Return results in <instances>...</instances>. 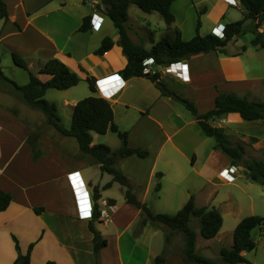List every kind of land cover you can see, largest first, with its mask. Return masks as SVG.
I'll return each mask as SVG.
<instances>
[{
  "label": "crops",
  "instance_id": "1",
  "mask_svg": "<svg viewBox=\"0 0 264 264\" xmlns=\"http://www.w3.org/2000/svg\"><path fill=\"white\" fill-rule=\"evenodd\" d=\"M86 1L3 0L8 17L6 20H0V49L4 51H0V63L1 57L11 56L12 52L17 53L26 61L29 70L35 67L38 79L41 80L42 77L41 81L45 82L51 75L41 71L40 67L52 59H57L78 75L80 78L78 84L85 83L87 77H93L96 92L94 94L90 92L88 95L105 99L112 98L126 88H132L136 82H143L149 88L153 87L146 78L132 77L122 78L123 87L115 90L116 79L111 76L115 74L121 76L119 72L127 61L117 44V31L111 35L113 31L108 29V24L112 25V23L104 14L103 6L98 0H91L90 7ZM226 2L227 0H213L208 4L200 0L196 4H191L194 8L197 6L203 9L202 15L207 18L212 28L219 17L224 20L229 7V5L226 7ZM238 5L243 11L239 1L236 0V6ZM95 7H99L102 11L98 8V11L91 12V8L95 9ZM86 16L100 21L99 30H92L90 27L87 31H78L82 19ZM221 20L218 23L223 25L230 23ZM193 27L194 23L189 18H178L177 15L171 24V28H179L183 40L193 37ZM258 32L264 34V22L260 24ZM104 37L111 38L114 44L105 54L95 55L93 52ZM238 37L233 38L226 45L224 55L209 52L182 60L187 65L189 83H183L176 73H159L160 80L167 85V76L173 77L178 83L169 87L174 93L172 95L178 97L183 94V97L190 100L195 107L198 106L196 93L206 87L205 89L211 94V104L200 113H205L214 107V99L218 92L235 93L237 96L251 92L250 87L253 85L258 87L264 80L262 75L264 67L255 68L248 62V58L253 52L264 49L250 45L253 35L245 44L229 49L232 43L237 42ZM153 41L157 40L153 39ZM242 47L245 49L243 50ZM202 59L208 62L204 60V65L197 67L196 64L202 62ZM145 61L152 62L151 59ZM225 61L230 62L224 65ZM257 69L260 76L254 75ZM199 77L204 79L203 83L200 82ZM96 81L99 83L97 84ZM72 88L62 90L60 102L56 104L53 102L58 106H56L57 111L58 108L66 107H70L73 111L79 98L72 96L73 93L70 91ZM154 92V100L167 104L168 109H175L176 102L181 103L178 99L172 98V95L162 96L157 89ZM111 101L117 102V100ZM157 113V108L152 107L149 111L142 112L144 119L154 122L163 140L159 142V136L151 137L149 144L156 146L152 148L144 146L148 149L149 155L146 158L135 157L138 161L134 162L140 164L152 159L150 173H153L155 162L161 158L165 166L170 168L168 172L173 176L172 183L176 184L181 181L182 173L189 170L184 168V164L189 162L190 166L194 167L199 161V153L195 149L188 153L183 152L173 139L188 124L197 125V123L190 115L192 119L190 118L189 123L173 128L170 126L171 129L167 130L170 127H165ZM170 116L166 115L167 119H171ZM229 118L225 116L210 123L224 130L227 128L226 124L240 125L247 122L240 118L241 123H234L230 122ZM250 122H260L264 125V120ZM28 134L29 130L21 119L0 107V190L9 193L12 197L8 208L0 211V264H13L17 256L25 254L30 246V264L48 262L95 264L96 259L99 264H154V258L160 254L164 246L163 231L149 224L139 225L141 211L125 201V188L115 182H112L110 187H106L105 185L112 181V177L102 173L99 165L91 159L79 155V151H68L69 147L66 143L69 137H60V144H56L48 136L42 135L38 143L43 155L33 160L31 148L26 142ZM94 134L91 133L92 144H94ZM204 138L207 136L204 135ZM211 139L213 142L210 144L205 163L208 162L210 167H215L214 176H217L220 172L229 170L230 161L225 154L214 148L215 141ZM130 146L136 145L130 144ZM220 156L224 158L223 161L220 163L216 161L215 164V160ZM127 158L119 161V168L123 167L122 164ZM75 172L80 187L86 193L85 199H88L92 207V212L94 205L98 206L100 212L98 220L92 219V212L90 216L80 215L81 210L69 178V175ZM162 176L161 173L160 177ZM127 178L134 186L137 199L144 202L145 197L140 196L138 192L140 189L138 180L135 177L127 176ZM116 185L118 187H115ZM95 188L100 195L97 201L93 198ZM146 191L147 189H144L143 194H146ZM188 198L184 197L178 207L181 208ZM112 205H116L115 208L112 209ZM35 208H43V210L36 213ZM90 222L99 231L101 238L106 240V245L98 251L97 256L93 253L92 234L88 228ZM164 264L186 263L178 254H174L169 256Z\"/></svg>",
  "mask_w": 264,
  "mask_h": 264
},
{
  "label": "trees",
  "instance_id": "2",
  "mask_svg": "<svg viewBox=\"0 0 264 264\" xmlns=\"http://www.w3.org/2000/svg\"><path fill=\"white\" fill-rule=\"evenodd\" d=\"M103 6L104 14L111 21L118 34L117 44L121 48L126 58L125 67L119 72L123 79L132 77H143L154 83L160 94L169 97L174 94L167 85L160 80L159 74L144 75L142 70L143 63L151 59L156 65L167 66L178 63L184 59L198 54L209 52L225 53L226 45L235 37L243 34V24L245 20L254 23L250 33L253 35L250 45L257 49H264V34L258 32V28L264 22V0H238L243 8L244 14L241 20L227 23L220 34H199L201 27L200 17L196 23L195 35L189 40H183L178 29H174L172 36H163L157 41L151 40L149 49L134 44L128 36L125 24L128 21V7L132 4L144 13H158L164 23L170 26L174 22V16L170 12V5L175 0H98ZM202 14V11L199 12ZM8 17L6 4L0 0V20ZM90 16L82 19L79 32L89 30ZM114 42L109 37L101 40L99 47L94 50L95 55H103L108 52ZM244 50L245 48L242 47ZM11 59L15 66L27 71L28 83L18 85L14 81L6 78L0 69V79L8 83L14 94L18 95L29 107L41 112L47 125L54 128L61 136L76 140L82 157H89L94 163L98 164L102 173L111 175L112 181L105 186L110 187L115 182L125 188V201L141 211L140 226L146 224L157 227L163 231L164 246L159 255L154 258V264H164L171 255L178 254L186 264H217L214 260L202 256L195 251L196 233L190 226L191 219L198 220L200 236L209 240L214 238L222 227L223 219L221 214L214 207H197L194 197L189 196L185 204L173 215L153 212L144 202L137 199L134 186L127 176L121 171L118 163L121 159L135 156L146 158L149 152L142 148H132L127 144L128 132H121L113 121V110L110 102L105 98L90 95L77 101L73 107L71 124L68 129L61 125V120L57 114L54 103L44 99L47 89L67 90L76 86L80 78L71 71L64 63L57 59H52L40 67L41 71L51 75L50 79L42 82L35 76L27 66L26 61L17 53H11ZM89 91L94 94L95 79L87 77L85 79ZM178 100L194 118L202 133L211 137L215 141L214 148L225 154L231 164L242 162L245 170V177L251 182L264 185V162L259 159H244L245 150L241 143H232L223 129L213 126L210 121H215L229 113L230 118H238L243 121L264 120V104L260 101L248 100L245 96H237L232 93L218 92L214 99V107L205 113H198L195 105L188 99L178 96ZM15 114L13 111H11ZM16 115V114H15ZM108 131L116 134L121 142L119 148L111 150L102 144H92L91 133L104 135ZM39 136L29 134L26 142L32 151V159L37 160L43 152L38 146ZM161 173H157L160 176ZM159 184L155 189L158 190ZM93 198L97 201L100 198L98 189H94ZM12 201L9 193L0 190V211L8 208ZM113 202V200H110ZM43 208H35L36 213H40ZM100 212L98 206L94 205L92 219L98 220ZM92 234L93 253L97 256L98 251L106 245V240L102 239L99 231L90 222L88 225ZM255 228L264 229V217L247 216L242 218L232 232V244L230 247H222L219 250L220 260L224 264H244L247 263L242 252H250L256 248V243L251 237V231ZM182 237V249L180 252L173 253L168 250L171 238L174 234ZM31 247V246H30ZM30 247L25 254H19L13 264H30ZM46 264H54L48 262ZM95 264H99L96 259Z\"/></svg>",
  "mask_w": 264,
  "mask_h": 264
},
{
  "label": "rangeland",
  "instance_id": "3",
  "mask_svg": "<svg viewBox=\"0 0 264 264\" xmlns=\"http://www.w3.org/2000/svg\"><path fill=\"white\" fill-rule=\"evenodd\" d=\"M87 1V4L91 7V0ZM198 1L200 0H175L170 5V12L174 17L177 15L178 18H189V20L194 23V33L192 36L195 35L196 23L199 17L201 21V27L199 28L200 35L209 33L220 34V32L215 29V26L212 28L210 27L208 20H206L207 18L202 15L203 13H200L199 16V12L203 11V9L201 10L197 6L194 8L192 5L196 4ZM202 1L210 4L213 0ZM231 1L234 4L228 7L225 18L221 20V22L228 21L232 23L243 18L244 11L241 10L239 5L236 6V0ZM98 8L99 7H95V9L91 8V12L98 11ZM99 10L102 11L100 8ZM213 13L214 12H212L211 15H213ZM253 26V22L245 20L243 24V34L238 37L236 43L231 44L229 49L245 44L246 41L252 37L250 31ZM125 27L131 41L145 48L151 47V40H158L163 36H172L174 31L171 25L167 26L164 23L162 17L158 13H144L132 4L128 7V21ZM108 29L113 31H110L111 35L116 33V30L111 24H108ZM0 51L3 50L0 49ZM208 57L212 56L208 55ZM211 59L212 58H210V60ZM1 60L0 69L6 78L14 81L20 86L28 83L29 77L27 71L15 66L11 56L5 55L1 57ZM204 60L205 59H202V62L197 63L196 66L201 67L204 65ZM205 61L208 62V60ZM226 62L230 61H225L223 64L225 65ZM248 62L252 66H255V68H258V66L264 67V51L253 52L249 55ZM35 70V67H33L30 71L37 76ZM258 70L259 69L254 73L255 76H260ZM262 75H264V71ZM228 76L231 77L229 74ZM167 77L168 79L166 78L167 81H165L168 88L177 85L178 82H176L173 77ZM198 79H200V82H204L203 78L199 77ZM41 80H43L42 77ZM152 84L154 88L152 86H150V88L147 87L143 82H136L132 88H126L121 93L110 98L111 100H117V102L113 103L109 98L106 99L112 106L114 123L121 132H128L127 144L129 147L146 149L144 146H151L152 148V146L156 145L152 143L149 144L151 137L159 136V142L163 140L154 122L143 118L142 112L149 111L150 107L157 108V115L167 128L170 126L172 128L179 127L181 124H185L186 122L189 123L192 119L185 107L179 102H176L175 109H168L167 104L161 101H155L154 91H156L157 87L154 83ZM249 86L251 85H248V87ZM205 88L206 87H203L202 90L196 93V99L198 101L196 109L198 113L211 104V94H209V91ZM250 88L251 92L245 93L243 96L248 100L260 101L264 104V80L258 87H254L253 85V87ZM70 91L73 93L72 96L79 98V100L90 96L88 95L90 91L86 82H81ZM62 93L63 92L59 90L47 89L44 99L56 104L60 102ZM180 97H183V94H181ZM183 98L185 99L186 97ZM0 107L9 112L13 111L16 116L26 124L29 134L37 135L39 138L42 135H46L56 144H60V137L62 138L63 136L54 128L47 125L45 116L38 110L29 107L18 95L12 92L10 85L1 79ZM57 113L61 120V125L65 129H68L71 124L72 109L70 107L58 108ZM166 115H171V119H167ZM222 118H224V116L219 119ZM229 121L241 123L242 120L238 118H229ZM225 126L227 128L223 131L228 139L232 143H241L243 145L245 150L244 159L255 158L264 162V125L260 122L247 121L240 125L226 124ZM171 127L167 130H170ZM173 140L183 152L188 153L195 149L199 153V161L194 167H191L189 162L184 164V168L189 170L182 173L179 183H172L171 178L173 176L168 172L170 168L165 166L161 158L155 162L153 173H150L153 164L152 159L143 161L139 164L134 162L138 161L135 156L127 158L122 164L123 167L120 165V169L130 178L135 177V179L138 180L140 188L138 192L140 196L145 197L144 203L155 213L175 214L179 210L180 207H178V205L182 204L183 198H188L190 195L194 197V202L197 207L208 206L217 209L222 216L223 223L221 229L214 238L205 240L200 236L197 219L192 218L190 226L196 233V252L214 260L217 264H224L220 260L219 250L222 247L228 248L231 246L232 232L236 224L247 216L255 215L264 217V185L251 182L245 177V170L242 166V162H238L234 165L230 163L229 170H236L234 179L231 182L219 180L217 176H214L215 169L213 168L215 167H210L208 162L205 163L207 153L210 151V144L213 140L209 137L204 138V134H202L200 128L195 124H188V126H185ZM66 144H68L69 147L68 151H79L75 139L68 138ZM94 144L106 145L111 150H115L120 147L121 142L116 134L108 131L104 135L94 134ZM130 144L136 146H130ZM79 153V155L83 156L80 151ZM223 159L224 158L220 156L218 160H215V164L216 161L220 163ZM157 173H162L163 176L160 177ZM157 184H159L160 187L158 190L155 189ZM115 187H118V185ZM144 189H147L146 194H143ZM251 237L256 243V248L253 251L243 253L247 261V263L244 264H264V229H253L251 231ZM181 249L182 237L180 234L176 233L171 238L168 250L177 253L180 252Z\"/></svg>",
  "mask_w": 264,
  "mask_h": 264
},
{
  "label": "built area",
  "instance_id": "4",
  "mask_svg": "<svg viewBox=\"0 0 264 264\" xmlns=\"http://www.w3.org/2000/svg\"><path fill=\"white\" fill-rule=\"evenodd\" d=\"M226 3H227L226 7L228 5L231 6L234 4L231 0H227ZM220 20H221V17H219L218 20L215 21V29L218 32L222 33V31L224 30V25L221 23H218ZM90 25H91L92 30H99L100 21L97 19L91 18L90 19ZM143 66H144V68L142 70V73L144 75H151L152 76L155 74H159L161 72L164 74L176 73L180 77V79L182 80L183 83H189L190 82V80H188L189 77H188L187 65L185 63H183V61H180V62L175 63V64H170L167 66H160V65L154 64L153 62L149 63L147 61H144ZM111 77L116 79V89L115 90L121 89L124 85V81H123L122 77L119 75H116V74L111 76ZM99 81H96V83L98 84ZM76 174H77V172L70 174L69 178H70V182L72 183V186L74 188V193L76 194L75 196L77 198V202L79 205L78 207L81 210L80 215H81V217L90 216V212H92V210H91L92 207H91L88 199L87 198L85 199L86 193L83 192V188L80 187V183L78 181ZM235 174H236V170H225L224 172H220L217 175V177L219 178V180H222L225 182H231L234 179ZM79 192H80V194H79ZM86 201H88V202L85 203ZM115 206L116 205H112L111 208L113 209V208H115ZM87 208L89 210H85ZM243 253L244 252H242L241 254H243Z\"/></svg>",
  "mask_w": 264,
  "mask_h": 264
},
{
  "label": "water",
  "instance_id": "5",
  "mask_svg": "<svg viewBox=\"0 0 264 264\" xmlns=\"http://www.w3.org/2000/svg\"><path fill=\"white\" fill-rule=\"evenodd\" d=\"M172 98H174V99H178V97L176 96V95H172ZM233 113H229V114H227L226 116L228 117V116H230V115H232ZM237 114V113H236Z\"/></svg>",
  "mask_w": 264,
  "mask_h": 264
}]
</instances>
